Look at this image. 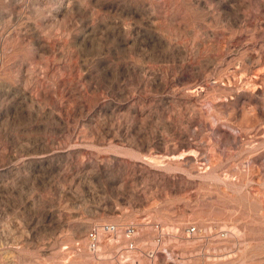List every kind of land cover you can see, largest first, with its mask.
Here are the masks:
<instances>
[{"label":"rangeland","instance_id":"1","mask_svg":"<svg viewBox=\"0 0 264 264\" xmlns=\"http://www.w3.org/2000/svg\"><path fill=\"white\" fill-rule=\"evenodd\" d=\"M130 253L264 264V0H0V264Z\"/></svg>","mask_w":264,"mask_h":264},{"label":"built area","instance_id":"2","mask_svg":"<svg viewBox=\"0 0 264 264\" xmlns=\"http://www.w3.org/2000/svg\"><path fill=\"white\" fill-rule=\"evenodd\" d=\"M155 230L157 232V236H156V242L157 243H162L164 238H165V230L164 227L161 225V223H155ZM201 228L198 226V224L196 223H191L189 224L186 229L185 232L187 234V236L189 238H193L194 236H196L199 232H201ZM138 230L137 227L134 224H130L128 226H126L123 230V232L121 231V228L119 227V225L115 224V223H105L102 225H98L95 228L91 229L88 233V238H89V242H90V246L91 249L99 254V252L101 251V243H102V237L104 236L105 233H107L109 235V238L111 239V242H117L119 243L120 237L124 235V237L126 238V242L124 243L122 249L128 251H132V250H137L138 249V243L136 241V237L138 235ZM124 233V234H123ZM140 249V248H139ZM144 251L142 250L143 254ZM158 251L156 249H151L148 250V252H146L147 256H149V260H151V262H154V258L157 255ZM125 260L126 261H130L133 260V264H139L141 262H139V259H137L136 257H131V253L128 256H125ZM98 258H101L100 255L98 256Z\"/></svg>","mask_w":264,"mask_h":264}]
</instances>
